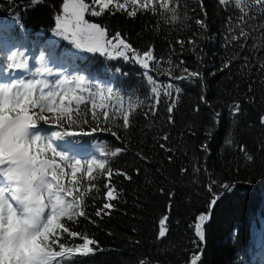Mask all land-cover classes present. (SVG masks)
<instances>
[{"label":"trees","instance_id":"1","mask_svg":"<svg viewBox=\"0 0 264 264\" xmlns=\"http://www.w3.org/2000/svg\"><path fill=\"white\" fill-rule=\"evenodd\" d=\"M63 2L0 0V69L9 71L10 63H26L35 42L40 45L41 65V55H45L64 68L72 90L69 98L61 104L57 96L58 111L44 109L47 122L37 121L35 127L45 138L37 145L63 167V182L73 189L72 195L83 198L81 209L87 219L62 222L99 242L93 254L80 258L82 264H192L194 258L196 264H264V126L260 123L264 116V5L255 0H241L239 7L235 0L224 4L219 0H152L155 12L137 5V16L131 17L127 15L133 8L131 0H118L126 3L125 10L110 5L114 14L108 10L101 17L85 13L90 23L106 28L109 39L119 32L136 50L126 57H112L81 48L70 53L76 45L63 36L58 44L46 42L55 33L56 16L64 15ZM85 3L92 7V0ZM197 20L205 26L201 28ZM241 32L247 36L241 39ZM149 48L157 59L144 69L136 54L142 56ZM10 49L16 53L13 61L8 60ZM192 71L201 77L175 79ZM148 76L160 85V104L155 110L151 93L155 85ZM170 83L181 92L166 101L164 93ZM53 90L64 92L56 80ZM34 95H40V87ZM72 96L82 100L76 102ZM173 102L176 107L169 113ZM236 104L240 112L233 115ZM63 109H69V114ZM32 111L40 114L38 109ZM124 114L129 116L127 128ZM54 132L79 146L77 157L53 142ZM33 136L29 131V138ZM49 143L67 156L53 157L46 147ZM116 148L122 151L112 156ZM248 155L254 159L248 161ZM77 159L81 161L76 173L79 182L72 183L71 165ZM92 159L105 160L106 169L126 173L131 180L125 175L108 178L94 166L90 174L94 179L89 181L86 167ZM109 184L115 187L117 200L108 201ZM107 202L117 206L110 214L96 217V210ZM201 214H210L203 226V242L194 227ZM165 216L168 231L159 238V221ZM60 242L74 247L82 239L65 234ZM54 249L59 251L57 245ZM76 259L75 255L65 257L60 264Z\"/></svg>","mask_w":264,"mask_h":264},{"label":"snow or ice","instance_id":"2","mask_svg":"<svg viewBox=\"0 0 264 264\" xmlns=\"http://www.w3.org/2000/svg\"><path fill=\"white\" fill-rule=\"evenodd\" d=\"M199 3V0H197ZM221 4L226 3V0H219ZM236 6L239 7L241 0H235ZM257 5H264V0H255ZM133 8L127 12L131 17L137 16L136 6L139 5L145 10L155 12V6L152 0H131ZM110 5H114L117 10H125L126 3H119L118 0H92V7L85 3V0H64L63 2V16H56L55 18V33L70 39L78 48L86 49L91 52L108 53L109 48L117 51L120 57H126V54L131 51L136 53L132 44L127 42V38H121L119 32L112 33L113 39L108 38V33L105 27L97 23H90L85 19V13L88 12L93 17H101L105 10L108 14H114ZM100 10L96 11L95 7ZM167 8V4L161 5ZM175 14L172 15V20H176ZM197 25L203 28L204 21L197 20ZM247 36V33L241 32V39ZM115 41V42H114ZM183 45L182 41L176 42ZM194 43V41H189ZM16 53L8 57L9 61H13ZM42 59V58H41ZM136 59L139 65L144 69L149 67V62L157 58L154 56L151 48L144 50L142 56L137 53ZM170 63V61H168ZM183 61L180 62V66ZM8 67L11 69H24L28 67L27 63H10ZM47 72L48 69L44 68ZM185 71H187L185 69ZM215 74V73H211ZM201 74L197 71L188 73L187 76H177V81H190L193 78H200ZM81 81L83 77L79 78ZM147 80L151 82V93L155 97V106L160 104V85H156V81L152 76H148ZM43 84L40 89V95H34L36 85ZM57 86H65L63 93L57 91H48L45 95L44 88L48 87L46 81L29 79L27 83L22 80H17L8 86H0V264H60L65 257L71 258L73 255L77 257L76 261L69 260L68 264H82L80 258H87L99 248V242L90 238L89 235H82L78 231L70 230L69 227L62 222L65 218L68 221L74 222V218L83 217L87 219L84 210L81 209L83 198L77 200L72 195L73 189L66 187L63 180L66 173L60 164L56 163L55 159L47 158L44 151L37 145L38 141L45 139L39 135H34L29 138V130L33 128L37 121L47 122V118L43 115L44 109L51 112L58 111L57 96L61 97V104L67 100L68 93L72 90L66 87L67 77L63 80H56ZM109 93L112 92L108 88ZM179 94L181 88L174 84H168L164 95L167 101L168 97H172L173 93ZM76 102H80L82 97L72 96ZM206 103V101H205ZM91 107L96 108V104L92 103ZM103 107V105H101ZM176 107L173 102L168 107V112L171 113ZM236 113L240 112L238 104L233 105ZM38 109L40 114L36 115L32 110ZM198 110V109H197ZM69 109H63V113L68 115ZM104 117L107 118L108 113L104 112ZM217 117L218 113L214 114ZM95 113H93V117ZM79 118V117H78ZM69 121L71 116L69 115ZM123 126H129V116L124 114L122 116ZM171 122V119H170ZM261 126H264V116L260 118ZM109 130L110 129H106ZM55 137L62 136L60 132L52 134ZM65 135H73V133H66ZM168 136H163V140L167 141ZM34 145H36L34 147ZM46 147L51 150L53 157L59 156L62 159L67 156L63 152H58L52 144H47ZM160 147L163 149L164 145ZM203 150L207 151V146H203ZM264 151V149H261ZM122 151L121 148H116L111 153L116 156ZM170 151V150H166ZM169 161L172 157L168 156ZM248 161L254 158L252 155L246 156ZM65 163L67 161L65 160ZM105 160L92 159L87 161L86 171L89 174V181L93 180L90 174L95 166L101 175L105 172L107 177L111 178L113 175H125L128 180L130 176L126 173H113L111 169L105 168ZM72 167V183H78L76 180V173L80 170L81 161L75 160ZM181 171H186L181 169ZM137 174L139 170L137 169ZM212 184L208 185L211 192ZM228 188V185H223ZM87 191V189H86ZM116 189L111 184L106 188V195L108 201L117 200L115 194ZM163 192V189H161ZM71 197V199H67ZM171 198V194L169 196ZM218 197L210 201V207L216 204ZM117 205L111 202L103 203L95 212L96 217L110 214V211ZM210 214H201L198 217L199 222L194 226L196 235L203 242L204 231L203 226L206 221H209ZM168 216H165L159 221L158 237L164 238L168 229L166 228V221ZM95 223L94 221H91ZM70 238L80 237L82 242L76 244L74 247H66L61 243L63 235ZM54 245L59 247V251L54 249ZM146 264V262H145ZM192 264H196L194 258Z\"/></svg>","mask_w":264,"mask_h":264},{"label":"rangeland","instance_id":"3","mask_svg":"<svg viewBox=\"0 0 264 264\" xmlns=\"http://www.w3.org/2000/svg\"><path fill=\"white\" fill-rule=\"evenodd\" d=\"M3 27H7L8 25H2ZM63 40H62V38H61V36H59V35H57L56 33L55 34H51L49 37H48V39H47V43L48 44H50V45H54V44H58V43H60V42H62ZM32 46V48L31 49H33V50H35L34 52H35V58H38L39 59V54H38V52H40V45L38 44V42H35V43H33V45H31ZM61 46H63L62 44H61ZM61 49H62V47H61ZM119 50H122V49H119ZM119 50H113V49H111V48H109V52L111 53V55H109L108 53H106L107 55H109V56H117L118 57V55H117V51H119ZM79 51V49H78V47L77 46H75V47H73V48H71L68 52H70V53H76V52H78ZM83 56H85V55H83ZM43 57V58H42ZM46 57V58H45ZM41 58H42V61L43 62H45V65H44V67H43V69L44 68H47L48 69V71L47 72H45V71H43V69H42V71H38V73H36L35 72V68H38V67H40L39 65H37V64H32V63H30V65L28 66V67H26V68H24V69H19V70H17L16 72H15V74L14 75H11L10 77H9V81L7 82V83H1L0 84V86H8V85H10L11 83H13V82H15V81H17V80H22V81H24L25 83H27V81L29 80V79H34V80H38V79H36V78H39V80L40 81H46L47 82V84H48V87L47 88H44V90L46 91H48L49 89H50V87H51V85L50 84H52V86H54V83H53V78H59V79H62V76H63V73H64V68H62L60 65H58L57 63H55V60H54V63H53V60H48L47 58H49V57H47V56H45V55H41ZM50 59V58H49ZM52 68H57V69H52ZM47 74H49V75H47ZM111 76L113 75V74H110ZM65 78V77H64ZM51 79V80H50ZM50 80V81H49ZM49 81V82H48ZM68 82H67V85H66V87L68 86ZM42 86H43V84H42ZM63 88H65V86H62ZM61 137H63V138H61ZM64 137L65 136H60V137H53V142L54 143H56V142H62V143H65L66 141H68L69 139L67 138V137H65V139H64ZM69 144V146L71 147V148H79V146L75 143V142H73V141H71V143H68ZM79 151H80V148H79ZM75 153H77L78 154V152H76L75 151ZM67 154V153H66Z\"/></svg>","mask_w":264,"mask_h":264}]
</instances>
